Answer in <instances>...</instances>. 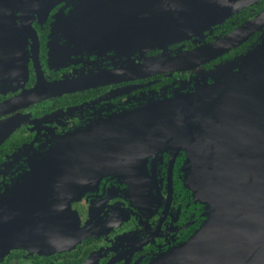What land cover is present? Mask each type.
Here are the masks:
<instances>
[{
  "label": "flooded vegetation",
  "instance_id": "1",
  "mask_svg": "<svg viewBox=\"0 0 264 264\" xmlns=\"http://www.w3.org/2000/svg\"><path fill=\"white\" fill-rule=\"evenodd\" d=\"M146 3L0 0V264H152L207 219L188 146L145 135L143 117L235 75L264 27L200 66L146 63L225 37L264 0L167 44ZM77 144L84 162L64 167Z\"/></svg>",
  "mask_w": 264,
  "mask_h": 264
},
{
  "label": "water",
  "instance_id": "2",
  "mask_svg": "<svg viewBox=\"0 0 264 264\" xmlns=\"http://www.w3.org/2000/svg\"><path fill=\"white\" fill-rule=\"evenodd\" d=\"M150 1L152 4L146 3L150 8L147 13L163 25L157 32L163 34L159 37L167 44L166 33L181 37L187 27L194 33L203 32L258 0ZM262 27L264 10L211 44L175 57L163 56L146 65L157 63L161 67L158 71L200 66ZM147 31L154 32L155 27ZM187 63L189 66H184ZM230 66L236 69L232 77L214 79L178 102L143 117L151 121L141 126L145 135L188 146L192 170L188 184L197 198L208 204L202 226L152 264H264V40ZM49 86L55 88L59 83ZM119 142L115 138L105 149L111 160L123 150L116 149ZM78 151V144L72 146L61 165L80 166L84 160Z\"/></svg>",
  "mask_w": 264,
  "mask_h": 264
}]
</instances>
